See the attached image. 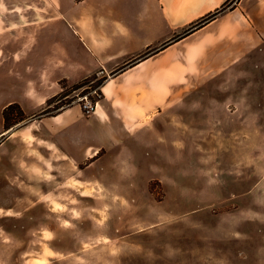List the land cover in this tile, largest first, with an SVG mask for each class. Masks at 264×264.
<instances>
[{
    "label": "rangeland",
    "instance_id": "obj_1",
    "mask_svg": "<svg viewBox=\"0 0 264 264\" xmlns=\"http://www.w3.org/2000/svg\"><path fill=\"white\" fill-rule=\"evenodd\" d=\"M254 64L264 80V57ZM3 78L1 68L0 264H264V120L229 118V76L188 95L201 102L217 91V108L187 118L177 105L159 109L153 133L83 172L60 154L82 130L72 114L65 137L42 110L7 133ZM262 92L240 86L235 100L247 107ZM76 93L65 108L88 117L95 109L85 114L88 95Z\"/></svg>",
    "mask_w": 264,
    "mask_h": 264
},
{
    "label": "crops",
    "instance_id": "obj_2",
    "mask_svg": "<svg viewBox=\"0 0 264 264\" xmlns=\"http://www.w3.org/2000/svg\"><path fill=\"white\" fill-rule=\"evenodd\" d=\"M227 1L0 0V69L8 93L3 109L17 103L31 116L61 91V81L104 77L91 115L71 107L50 117L61 122L57 139L65 137L68 116L81 123L82 130L64 141L69 153L59 151L79 172L87 161H103L132 138L153 133L149 125L159 109L177 105L187 118V109L218 105L217 91L201 102L188 96L222 86L217 76H229V118L264 120V99L243 107L234 93L240 86L257 87L264 96L254 64L264 57V0H233L175 40Z\"/></svg>",
    "mask_w": 264,
    "mask_h": 264
},
{
    "label": "trees",
    "instance_id": "obj_3",
    "mask_svg": "<svg viewBox=\"0 0 264 264\" xmlns=\"http://www.w3.org/2000/svg\"><path fill=\"white\" fill-rule=\"evenodd\" d=\"M233 0L230 2L227 1L224 5H222L219 9H217L215 12L209 14L205 18H203L201 21L191 25L184 33L181 34L177 39L179 40L196 29L202 27L203 25L207 24L210 22L212 19H214L220 12L224 11L228 6L229 3H231ZM153 51H149L146 55L151 54ZM144 57V56H143ZM105 78L104 77H98L96 74L90 75L78 82H75L70 85L69 90L65 89L66 82L61 81V91L46 100L45 105L42 109L41 115L45 116H54L57 115L58 113L62 112L66 106V104L73 100L75 98L74 95H71L70 92L77 90L78 93L77 96H84L88 95V99L94 103H97V101L101 98V92H100V87L102 83L104 82ZM95 91L96 94L93 96L91 93ZM76 96V97H77ZM70 98L69 101H64L67 98ZM64 99V100H63ZM2 117H3V122H4V127L6 130L12 127V125H15L24 119H26L22 109L17 103H12L7 105L3 110H2Z\"/></svg>",
    "mask_w": 264,
    "mask_h": 264
},
{
    "label": "built area",
    "instance_id": "obj_4",
    "mask_svg": "<svg viewBox=\"0 0 264 264\" xmlns=\"http://www.w3.org/2000/svg\"><path fill=\"white\" fill-rule=\"evenodd\" d=\"M92 94H96V92L93 91ZM79 99H80V101H82L83 112L85 114H89L95 109L96 103L88 100L87 96H84V97L79 98Z\"/></svg>",
    "mask_w": 264,
    "mask_h": 264
}]
</instances>
